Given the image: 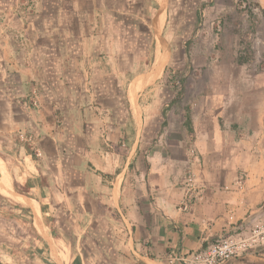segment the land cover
<instances>
[{
	"label": "crops",
	"instance_id": "crops-1",
	"mask_svg": "<svg viewBox=\"0 0 264 264\" xmlns=\"http://www.w3.org/2000/svg\"><path fill=\"white\" fill-rule=\"evenodd\" d=\"M259 1L264 7V0ZM89 2L83 9L86 18L101 17L103 10L112 13L121 7ZM5 3L10 7V1ZM55 3L61 8L60 1ZM231 3L217 0L213 6L224 8ZM66 11L71 12L69 7ZM148 13L146 4L142 14ZM160 14L153 21L158 39L154 24L161 22ZM63 19L53 38L50 36L51 42L66 37L59 29L70 26L71 17ZM87 28L81 31L86 43L96 31L89 33ZM30 37L33 39L32 33ZM207 58L200 49L191 51L192 66L201 67L197 70L202 73L196 74L200 86H188L179 109L175 97L153 101L159 104V112L147 113L143 108L141 95L157 72L158 68L152 70L154 64L127 84L125 114L119 125L135 122V135L120 170L115 163L119 158L112 154L118 156L121 151L108 149L98 129L87 123V115L92 117L89 106L68 105L72 98L58 94L50 84L47 96L31 92L32 70L17 74L11 82L2 80L0 213L5 199L12 204L10 210L23 212L14 214L27 217L18 222L24 226L21 236H27L29 243L40 241L54 251V244L66 246L69 240V261L57 258L56 264H85L82 243L91 250L90 264H134L135 260L156 264L173 256H190L230 231L234 221L252 216L264 204V63L258 67L255 61L247 64L224 57ZM135 79L131 95L130 84ZM33 100L36 105L31 111L26 105L32 106ZM130 105L134 115L128 112ZM9 119L17 129L25 127L36 135L46 157L32 158L26 153L23 165L24 143L16 132L1 129V123ZM161 120L163 127L155 128ZM13 163L22 168L21 180L15 179L18 170L13 169ZM187 173L195 187L190 191L185 183ZM13 193L33 203L40 224L33 208ZM81 218L83 222H79ZM66 222L73 229L75 225L80 228L79 224L92 229L94 237L90 238L89 232L70 239L58 234L56 227L68 230ZM30 224L36 236L25 234ZM122 237L126 238L128 257L124 256ZM24 252L32 255L26 248Z\"/></svg>",
	"mask_w": 264,
	"mask_h": 264
},
{
	"label": "rangeland",
	"instance_id": "rangeland-1",
	"mask_svg": "<svg viewBox=\"0 0 264 264\" xmlns=\"http://www.w3.org/2000/svg\"><path fill=\"white\" fill-rule=\"evenodd\" d=\"M5 1H10V7L4 6ZM56 1H60L61 8L55 5ZM95 1L108 2L110 6L117 3L121 7H113L115 11L112 13L103 10L101 17L92 18L90 15L86 18L83 9L89 7L87 0H0V82H11L17 74H29V70H32L29 82L31 92L47 96L54 86L58 94L72 98L68 105L89 106L92 117L87 115V123L98 129L108 149L121 151L118 156L112 154L119 158V161H115L119 170L135 135V122L126 126L119 125V118L125 114L127 84L155 65L162 52L153 29V21L158 13H161L159 17L162 20L154 25L166 43V52L155 76L142 91L141 103L147 113L151 110L159 112V104L153 101L165 97H175L179 109V102L186 97L188 86L199 88L196 74L202 72L201 69L197 70L200 66L197 69L192 66L191 60V51L195 49L202 50L207 60L224 57L239 63L250 64L255 61L258 67L264 63V7H261L259 0H231V6L224 8L213 6L217 0ZM146 4L149 13L143 15ZM207 4L213 7L206 8ZM68 7L70 13L66 11ZM67 16L71 17L70 26L65 28L63 25V29H59V33L66 37L51 42L50 36L53 38L55 27L63 24V18ZM86 26L89 33L96 29L94 34H90L91 42L87 43L81 34ZM135 81L137 79L130 84L131 95ZM49 84L51 88L48 89ZM5 89L9 90L8 87ZM28 104L26 107L32 111L36 105L35 100L32 106ZM128 108V112L131 110L134 115L133 105ZM163 123L161 120L155 128H162ZM1 125V129L9 133L16 132L24 143L21 149L23 165L29 151H33L37 157H46V150L38 146L36 135L28 132L25 127L17 129L10 119L4 120ZM12 167L18 170L15 179L21 180L22 168H19L18 163H13ZM1 203L0 264H56L57 258L69 261V240L66 246L59 242L54 244L55 252L40 241L31 240L29 243L27 236H21L24 226L18 222V219L27 220V217H16L14 212H23L10 210L12 204L8 199ZM229 218L232 219V216ZM81 220L79 222L84 221ZM14 222L16 227L13 226ZM232 224L234 227L230 231L200 249L227 239L237 248L221 264H264V204H260L252 216L246 215ZM66 226V231L58 227L55 230L68 239L74 238V234L82 235L86 232H89L90 238L94 237L93 230L83 228L81 224L80 228L75 225L74 229L68 222ZM125 241L126 238L122 237L124 256L128 257ZM25 248L32 254L30 257L24 252ZM134 264L140 263L135 260ZM156 264L192 263H171L168 259Z\"/></svg>",
	"mask_w": 264,
	"mask_h": 264
},
{
	"label": "built area",
	"instance_id": "built-area-1",
	"mask_svg": "<svg viewBox=\"0 0 264 264\" xmlns=\"http://www.w3.org/2000/svg\"><path fill=\"white\" fill-rule=\"evenodd\" d=\"M186 187L187 191L195 189L192 177L189 173L186 176ZM237 248V247H236ZM233 244L227 239L222 240L217 243L210 244L204 249H200L190 256L179 255L173 256L169 259V262L173 263L174 261H190L192 264H221L236 251Z\"/></svg>",
	"mask_w": 264,
	"mask_h": 264
},
{
	"label": "trees",
	"instance_id": "trees-1",
	"mask_svg": "<svg viewBox=\"0 0 264 264\" xmlns=\"http://www.w3.org/2000/svg\"><path fill=\"white\" fill-rule=\"evenodd\" d=\"M28 153L31 155L32 158H35L36 154L33 151H29ZM25 234H28L31 236H36V233L34 232V228L31 226V224L27 228ZM81 251L83 254V259H84L85 264H90V262L88 260L89 255L91 254L90 248L86 244L82 243Z\"/></svg>",
	"mask_w": 264,
	"mask_h": 264
},
{
	"label": "water",
	"instance_id": "water-1",
	"mask_svg": "<svg viewBox=\"0 0 264 264\" xmlns=\"http://www.w3.org/2000/svg\"><path fill=\"white\" fill-rule=\"evenodd\" d=\"M163 1H164V0H163ZM160 6H161V4H160ZM158 36H159V40H160V44H161V48H162V52H161V55L159 56V58H158V60H157V63L152 67V70H153V71H155V70L159 67L160 63L162 62V60H163V58H164V56H165V52H166V43H165V41L163 40V38H162L160 35H158ZM131 155H132V151H131V153H130L129 156H128L127 163H128V161L130 160ZM143 260L146 261V262H148V261H147L146 259H144V258H143Z\"/></svg>",
	"mask_w": 264,
	"mask_h": 264
},
{
	"label": "bare ground",
	"instance_id": "bare-ground-1",
	"mask_svg": "<svg viewBox=\"0 0 264 264\" xmlns=\"http://www.w3.org/2000/svg\"><path fill=\"white\" fill-rule=\"evenodd\" d=\"M13 196H15V198L19 199L20 201L30 205L33 208L34 214H35V218L37 219V222L40 224L39 215H38L36 209L34 208L33 203L28 198H26L23 195L13 193Z\"/></svg>",
	"mask_w": 264,
	"mask_h": 264
}]
</instances>
